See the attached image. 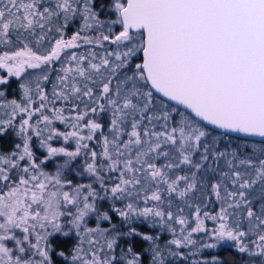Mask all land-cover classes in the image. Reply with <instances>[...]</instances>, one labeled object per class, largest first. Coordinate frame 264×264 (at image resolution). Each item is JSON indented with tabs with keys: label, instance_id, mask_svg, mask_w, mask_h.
<instances>
[{
	"label": "snow or ice",
	"instance_id": "1",
	"mask_svg": "<svg viewBox=\"0 0 264 264\" xmlns=\"http://www.w3.org/2000/svg\"><path fill=\"white\" fill-rule=\"evenodd\" d=\"M0 264H264V0H0Z\"/></svg>",
	"mask_w": 264,
	"mask_h": 264
}]
</instances>
